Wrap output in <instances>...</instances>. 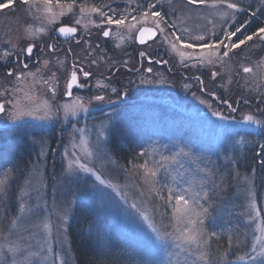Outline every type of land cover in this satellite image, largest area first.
<instances>
[{
	"label": "rangeland",
	"instance_id": "1",
	"mask_svg": "<svg viewBox=\"0 0 264 264\" xmlns=\"http://www.w3.org/2000/svg\"><path fill=\"white\" fill-rule=\"evenodd\" d=\"M16 2L0 7V67L6 68L10 59L23 54L28 45L35 46L39 58L23 80L0 76V101L5 105L0 114V156L4 157L0 158V168L9 159L10 165L21 160L25 164L18 211L0 248L3 263L75 264L67 225L74 204L79 202L94 215L103 239H111L130 256L145 260V264H261L251 257L256 255L253 248L259 251L264 245V40L253 37L228 57H223L221 49L217 52L220 59L213 64L202 62L200 57L214 50L201 49L200 45L214 35L222 38V29L234 30L235 26H246L238 34L239 39L250 35L252 22L264 18V0H258L260 5L253 16L240 6L238 11L227 9L222 0H197L193 4L187 0H30L27 5L22 0ZM150 4L157 6L149 10ZM144 11H149L146 19H142ZM151 11L164 15L160 29L156 28ZM220 12L231 15L222 19ZM69 17L78 29L81 43L89 46L92 39H100L96 60L90 62L89 57L81 62L82 67L94 72L92 82L85 84L89 92L70 97L63 85L65 75L57 85L55 78L60 79L63 74L53 71L47 53L51 42L48 38ZM108 17L126 18L125 24L109 25ZM141 26L159 31L157 39L144 46L158 61L145 65L151 72L127 75L122 71L118 77L110 76L117 64H134L129 56L122 61L114 57L134 46L135 33ZM108 27L110 35L103 40L100 36ZM201 35L205 40L196 39ZM177 37L181 39L178 41ZM42 41H46L45 49L40 50ZM182 43L195 47L185 48ZM105 45L112 48L113 55L105 54ZM87 51L88 56L93 54ZM245 67L251 71L245 73ZM176 69H187L189 75H180L181 70L177 74ZM46 71L52 73L51 78H46ZM67 80L68 77L66 83ZM120 82L122 85L118 86ZM97 95L104 100L97 101ZM76 101L84 108L75 115H66L64 106ZM17 103L33 114L12 119L13 105ZM246 116L258 123L246 122ZM123 125L141 141L177 194L193 189L191 202L198 196L196 186L201 183L196 172H189V159L194 153L199 157L207 153H212L213 158L218 156L221 165L232 171L229 178L220 176V181L231 183L232 196L215 217L223 219L222 214L230 210L242 219L250 237L247 252L209 256L206 249L199 253L203 259H197L189 249L195 244L183 239L189 228L187 223L184 230L176 223L178 230L167 233L161 228L147 205L149 199L152 201L143 187L147 178L141 173L142 180L136 181L123 173L109 150L111 134L122 136ZM189 140H193L192 144ZM254 148L261 163L254 164L250 172H241ZM227 220L232 222L234 218L229 216ZM153 228L158 230L160 239ZM14 247L15 253L8 251Z\"/></svg>",
	"mask_w": 264,
	"mask_h": 264
},
{
	"label": "trees",
	"instance_id": "2",
	"mask_svg": "<svg viewBox=\"0 0 264 264\" xmlns=\"http://www.w3.org/2000/svg\"><path fill=\"white\" fill-rule=\"evenodd\" d=\"M16 1L18 0H3L4 3L14 2V5L15 3L17 4ZM234 1H237L235 2L237 6L244 8L245 12L251 16L254 15L253 12H255L256 8L260 5L258 0ZM18 6L20 7L21 4ZM263 26L264 18L258 19V21L252 22V25L249 27V33L251 34ZM104 51L106 55H113L111 54L112 48L110 49L106 47V45ZM158 54L160 55L161 52ZM114 58L120 60L119 56ZM170 63L173 65L174 62L171 61ZM166 67L164 66V68ZM176 70L177 74L181 70L180 72L182 74L180 75H184L183 73L189 75L187 69ZM121 72L122 71H119L116 76L118 77ZM123 72L128 75L127 71L123 70ZM121 85L122 83L120 82L118 86ZM128 129L126 125H123L121 130L122 136H119L117 132L111 134L112 136L109 139V150L111 154L116 157L122 168V172L126 173V175H131L136 181L142 180L141 173L144 174L145 171L149 173L153 172L152 168H157L158 171H160L156 173L154 177L151 175L145 176L148 182L143 184V187L147 189L149 195L152 197V201L149 199V203L146 200L147 205L151 206L157 222L167 233L172 232L174 229L178 230L183 228L182 230H184L187 222L181 223L177 221L174 216L175 196L178 195L177 190L167 182L166 174L161 171L162 168L157 167L155 161L149 158L141 141L133 138L131 132H128ZM191 141L193 140H189L188 143L192 144ZM190 149L194 153L193 146H190ZM255 149L256 148L251 151L250 159L245 161L244 166H241V172H243V170L245 172H250L254 164L261 163L258 160L257 154L254 152ZM206 156L199 157L198 153H196V155L194 153L188 163L189 172H196L199 176L197 179L201 183L199 187L198 185L196 186L199 194L193 199L190 206L197 212H202L203 219V223L198 224V227L202 230V245L198 246L195 244V246L189 249L197 259L198 257L203 259V256H199V253L204 252L206 249L210 252L209 256L212 254H226L227 256L228 254L236 255L238 252L243 254L249 249L250 237L248 231L244 228L245 225L242 219L230 210L222 214V216H224L223 219L215 217L216 214L220 215L218 213L219 209L224 207L228 199L232 196L231 183H225V180L220 181V176L222 175V177L226 176V178H229L232 171L230 172L221 165L218 156L213 158L212 153H207ZM165 159H169V156ZM23 161L24 160H21L11 165L10 169L8 168L0 178L5 180L4 187L0 189V248H2L3 243L6 242L5 236L9 233L7 231L8 227L18 211V192L25 175V172L22 171V168L25 166ZM191 175L194 177L193 173H191ZM195 179L196 178H193V180ZM169 188H173L172 193L175 194L172 195L171 193L173 196L171 202L168 200L169 193H167V191ZM204 193L207 195L204 196ZM204 209L207 211L204 212ZM229 216L232 219L234 218V221L231 222L227 220ZM214 218H216L217 221L214 222ZM175 223L180 225V228H175ZM159 224H157L158 227ZM67 233L75 264H145V260L133 255L130 256L121 246L113 244L111 239H103L102 231L92 212L83 208L79 202H76L74 205V211L68 224ZM169 236L172 235L169 234ZM196 246L198 247L196 248ZM2 256L3 254L0 251V264H4L1 260Z\"/></svg>",
	"mask_w": 264,
	"mask_h": 264
},
{
	"label": "snow or ice",
	"instance_id": "3",
	"mask_svg": "<svg viewBox=\"0 0 264 264\" xmlns=\"http://www.w3.org/2000/svg\"><path fill=\"white\" fill-rule=\"evenodd\" d=\"M22 2L27 5L30 3V0H22ZM187 2L189 4H193L196 3L197 0H187ZM223 3H225L226 8L229 10H233V11H238V7L237 4L234 2H227V0H222ZM9 4H6L3 2V0H0V7H8ZM157 5L156 4H150L149 5V10L154 9ZM69 7H71L69 5ZM81 11H84V8H81ZM92 11H97V9L93 8ZM101 15H103V13H101ZM219 15L221 16V18H225L231 15V13L229 12H220ZM149 16V11H144L142 13V19H146ZM151 16L153 18V21L155 22V26L157 29L161 28V23L165 22V17L164 15L160 12V11H151ZM125 19L126 18H119V19H114L112 17H108L107 18V23L109 25H116V26H122L125 24ZM133 19H137V18H133ZM245 25H240V26H235L234 30H225L222 29V38L221 37H216L215 35L213 36V39H211L210 41H206L203 45H200L201 49H213L214 51L207 53L206 55H201L200 60L203 61H207L208 64H213L216 60L220 59V57L217 55V52H219L221 49H223L222 51V55L223 57H228L229 53L231 51H233L234 49H238L240 48L241 45H244L247 41H251L253 39V37H258L261 40H264V27H260L258 28L255 32H253L250 35H246L244 36L243 39H239L238 38V34L242 33V30L245 28ZM60 33L62 34H68V33H73L75 32L74 28H66V27H61L58 30ZM161 31H163V29H161ZM148 36H152L154 35V33L152 32V30L150 29H146V28H141L139 30V42L143 43L144 42V36L145 35ZM103 35L105 37H107L109 35L108 31H104ZM172 35H176V33H173ZM236 38V39H234ZM181 38L177 37V40L179 41ZM196 39L198 40H205V37L203 35L201 36H197ZM182 47L185 48H193L195 47L193 44L191 43H182L181 44ZM173 49L175 50V44H173ZM27 53L30 55L33 51L32 46L30 45L27 49H26ZM141 57H143L145 54L143 52L140 53ZM181 56H183V53H180ZM151 63V61H149ZM149 72H151V68L147 69ZM243 71L245 73H248L249 71H251L249 68L245 67L243 69ZM9 76L12 75V73H8ZM85 77H87L89 74L88 73H84ZM216 73H213V78H215ZM17 79H19V77H17ZM198 79V78H197ZM77 81V74L76 72H72L71 73V78L68 82V88L71 89L73 86V83H75ZM115 91V90H114ZM95 99L97 101H103L104 97L97 95L95 97ZM229 108L232 107L231 104L228 105ZM13 108L15 109L14 112L12 113V119H16L17 116H22V115H32V111H24L20 105L14 104ZM84 108V106L79 102L76 101L74 104L72 105H65L64 106V111L65 114L67 115L69 112H71V114L75 115L76 111L78 109H82ZM0 111H4V105L0 104ZM47 115V113H46ZM213 115L217 116L220 119H223V117L220 115V113H216L214 112ZM246 122H253V123H258L257 121L253 120L252 116H246L245 118ZM71 167V165H70ZM78 167L80 168H84L83 165H78ZM85 171H88V169L84 168ZM145 176L151 175L152 177H154L156 175V173L153 171L151 173H149L148 171H145ZM97 179H100L99 177H97ZM102 182V181H101ZM5 185V180L0 179V189H2ZM169 196H168V200L171 202L173 200V196L171 195V193L173 192V189L169 188ZM195 194L193 192L192 188H188L184 190V194H178L175 196V206H174V214H175V218L177 219V221L183 223V222H187V224L189 225V228L186 232L183 233V239L184 242L186 243H193V244H197L198 246L202 245V230L198 227V224H202L203 223V219H202V212H197L194 208H192L190 206V198L193 197ZM204 196H206L207 194L204 193ZM163 198V197H162ZM253 208L255 207V205H252ZM207 210L204 209V212H206ZM144 219L147 220L148 217L144 216ZM153 231H155L157 233V238L160 239V235L157 229L153 228ZM9 252L11 253H15L16 248H10L8 249ZM253 251L256 252L255 256H252L251 259L255 262L256 260H260L261 264H264V245L261 246V248L259 249V251H257L255 248H253ZM243 259V258H241Z\"/></svg>",
	"mask_w": 264,
	"mask_h": 264
},
{
	"label": "flooded vegetation",
	"instance_id": "4",
	"mask_svg": "<svg viewBox=\"0 0 264 264\" xmlns=\"http://www.w3.org/2000/svg\"><path fill=\"white\" fill-rule=\"evenodd\" d=\"M69 18L64 19V21L60 24L62 27H67V28H74L75 32L68 33V34H58L56 30L53 31V33L50 35L48 39H51V42L49 43L50 45L48 46L47 53L49 54V61H52L53 63V71L56 70L58 72L62 71L63 76L60 77V79H56L57 85L60 84V81L62 78H64V83L63 85H66L67 88V96L70 97L72 95L81 93L82 91L89 92V89L86 87L90 81L92 82V77H93V71L91 70H86L84 67L81 66V62L84 60H89L90 57V62H94L96 60L95 54V49H100L99 47H96V44L99 45L97 42H100L99 37L92 39L91 42H89V46L85 45V42L80 41V37L78 34V29L74 27L71 23V20ZM109 29V35L111 32L110 27L106 28ZM105 29V30H106ZM105 37L103 34H101L100 38L105 40L109 37ZM45 42L42 41L40 45V50L45 49ZM144 45H139L135 44L131 48H127L123 51L122 55H120V60L118 59L117 61H122V59H126V56H129L130 61H133L134 64L131 65V67H134V69H131L129 67V64L126 63L127 65H124L123 63L117 64L114 71L110 74V76H113L117 74L119 71H127L128 74H136L138 72H148V69L145 65L147 64L146 62L150 61V59L146 58V51L144 50ZM28 45L26 49L29 47ZM33 48L32 53L29 55L25 49L23 54H18L14 55L13 59H10V64L7 65L6 68H1L0 67V76L4 77H9L8 73H12L11 76L14 77H19V79L24 78L25 74L32 69V67L38 62L39 54L37 49L35 48L34 45H31ZM93 51V54H90V56L87 55L88 51ZM87 52V53H86ZM112 52V51H111ZM143 52L145 55L141 57L140 53ZM90 53V52H89ZM148 55V54H147ZM154 56V54H152ZM158 56V54H157ZM149 57V55H148ZM156 57V56H155ZM156 59L152 58L151 62H155ZM159 65V64H158ZM20 67L21 71H18V67ZM92 67H94L92 65ZM76 72L77 74V81L73 83V86L71 89L68 88V82L71 78V73ZM66 73V74H65ZM69 73V75H68ZM84 73H88L89 75L85 77ZM46 78H51L49 77L50 74L46 71ZM8 75V76H7ZM68 75V76H67ZM10 76V77H11ZM68 77L67 83H66V78ZM126 78H129L128 76ZM46 80V79H45ZM25 84V83H24ZM86 84V85H85ZM85 86L84 89H82ZM3 101H0V104H3ZM5 107V105H4Z\"/></svg>",
	"mask_w": 264,
	"mask_h": 264
},
{
	"label": "water",
	"instance_id": "5",
	"mask_svg": "<svg viewBox=\"0 0 264 264\" xmlns=\"http://www.w3.org/2000/svg\"><path fill=\"white\" fill-rule=\"evenodd\" d=\"M67 28V27H66ZM142 28H146V29H150V30H152V32L154 33V35H152V36H148L147 34L144 36V42L143 43H146L147 41H149V40H153L155 37H156V35H157V31L155 30V29H153V28H150V27H142ZM59 30V29H58ZM57 30V33L58 34H60V32ZM72 34V33H71ZM137 41H138V43H140L139 42V32L137 33ZM140 44H142V43H140Z\"/></svg>",
	"mask_w": 264,
	"mask_h": 264
}]
</instances>
